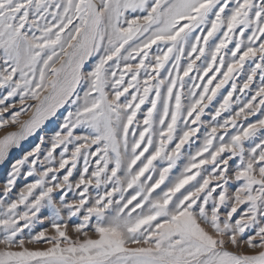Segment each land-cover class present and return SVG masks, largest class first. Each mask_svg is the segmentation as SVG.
Listing matches in <instances>:
<instances>
[{
	"label": "snow or ice",
	"instance_id": "1",
	"mask_svg": "<svg viewBox=\"0 0 264 264\" xmlns=\"http://www.w3.org/2000/svg\"><path fill=\"white\" fill-rule=\"evenodd\" d=\"M9 125L0 264H264V0H0Z\"/></svg>",
	"mask_w": 264,
	"mask_h": 264
},
{
	"label": "rangeland",
	"instance_id": "2",
	"mask_svg": "<svg viewBox=\"0 0 264 264\" xmlns=\"http://www.w3.org/2000/svg\"><path fill=\"white\" fill-rule=\"evenodd\" d=\"M155 48V46H154ZM5 116L7 117L8 114L6 113ZM29 117L28 116H22L21 119L22 120H27ZM205 119H207V117H205ZM254 119V118H252ZM51 128H49V133L51 132ZM14 131H19L18 127L17 126H12V125H9L7 128L5 129H0V138H3L5 135H7L9 132H14ZM35 142H37V138L36 137H31L28 141L25 142V147L22 148V149H19V150H13L12 153H11V157L10 159L11 160H15V159H18L21 157V155L23 154V152L25 150H27V148H30ZM3 179H4V170H0V183L3 182ZM23 184V181L20 182V185L21 186ZM44 214L47 215L48 214V210L45 209L44 210Z\"/></svg>",
	"mask_w": 264,
	"mask_h": 264
}]
</instances>
